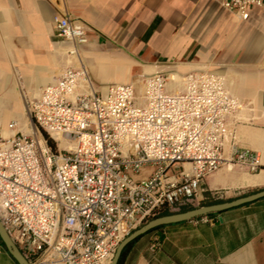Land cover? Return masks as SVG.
Wrapping results in <instances>:
<instances>
[{"label":"built area","instance_id":"obj_1","mask_svg":"<svg viewBox=\"0 0 264 264\" xmlns=\"http://www.w3.org/2000/svg\"><path fill=\"white\" fill-rule=\"evenodd\" d=\"M221 5L248 21L264 0ZM54 22L60 38L88 42L81 21L57 15ZM167 80L146 77L141 96L132 84L101 93L84 66L67 67L28 103L31 133L0 140V222L29 264H110L159 210L191 205L208 175L234 166L260 171L257 152L224 148L240 102L221 76L189 73L176 93ZM146 167L152 174L135 178ZM176 169L179 178L168 175ZM153 242L155 249L158 237Z\"/></svg>","mask_w":264,"mask_h":264},{"label":"crops","instance_id":"obj_2","mask_svg":"<svg viewBox=\"0 0 264 264\" xmlns=\"http://www.w3.org/2000/svg\"><path fill=\"white\" fill-rule=\"evenodd\" d=\"M221 1L0 0V140L31 133L28 103L67 67L84 66L98 92L132 84L138 96L148 76L167 75L166 90L176 93L186 75L208 71L240 102L227 119L225 150L235 144L257 152L262 167L256 173L224 167L208 175L191 206L263 191L264 8H252L242 21ZM57 15L81 21L88 42L60 38ZM152 171L146 167L139 178ZM180 171L168 175L179 178ZM208 215L140 236L121 264H264V198ZM154 237L159 246L152 249ZM0 264H19L1 237Z\"/></svg>","mask_w":264,"mask_h":264},{"label":"water","instance_id":"obj_3","mask_svg":"<svg viewBox=\"0 0 264 264\" xmlns=\"http://www.w3.org/2000/svg\"><path fill=\"white\" fill-rule=\"evenodd\" d=\"M262 198H264V190L261 192L246 196V197L239 198L232 202L202 206V207L188 210L185 212L174 213V214L161 216V217L152 219L148 221L147 223H145L144 225H142L137 230H135L132 234L126 237L119 244L110 264H118V261L121 257L122 252L129 244L134 242L140 236L147 234L156 228L166 226L169 224H173V223L183 222L186 220H191L196 217L205 216L211 213L222 212L230 208L238 207L244 204L257 201ZM0 237L3 240L4 244L6 245L7 249L9 250L10 254L15 258V260L19 264H29L27 260L24 258V256L21 254L17 246L13 243V241L8 236L1 222H0Z\"/></svg>","mask_w":264,"mask_h":264},{"label":"trees","instance_id":"obj_4","mask_svg":"<svg viewBox=\"0 0 264 264\" xmlns=\"http://www.w3.org/2000/svg\"><path fill=\"white\" fill-rule=\"evenodd\" d=\"M45 138L47 139L48 143H49V144L55 149V148H56V144H55V142H54L53 140H51V139L49 138V136H47V135L45 136ZM219 202H220L219 200H211L210 202H206V203H207V204H215V203H219ZM202 205H204V204H202ZM191 209H193V206H191V205L184 206V207H182L179 211H170L169 209L164 208V209L159 210V211L153 216L152 219H155V218H158V217H161V216H166V215H170V214L178 213V212H185V211H188V210H191ZM211 215H213V213L209 214L208 216H211ZM160 228H162V227L156 228V229L150 231L149 233H151V232H153V231H156V230H159ZM132 244H133V243L129 244V245L124 249V251L122 252L121 257H120V259H119V261H118V264H121V263H122V261H123V259H124V257H125V254L127 253V251L129 250V248H130V246H131Z\"/></svg>","mask_w":264,"mask_h":264},{"label":"rangeland","instance_id":"obj_5","mask_svg":"<svg viewBox=\"0 0 264 264\" xmlns=\"http://www.w3.org/2000/svg\"><path fill=\"white\" fill-rule=\"evenodd\" d=\"M45 136H46V135L44 134V137H45ZM49 138H50L51 140H53L51 137H49ZM53 141L55 142L56 147H57V143H56V141H55V140H53ZM144 170H145V169H143L142 172H141L139 175H141V174H142V175H143V174L145 175L146 172H144ZM176 171H179V169H176ZM152 172H153V171H152ZM176 173H177V172H173V174H175V175H176ZM139 175L135 176V178H139ZM150 175H151V173H150ZM196 207H199V206L196 205ZM152 218H153V216H152L151 218H149L147 221H145L142 225H144V224L147 223L148 221L152 220Z\"/></svg>","mask_w":264,"mask_h":264},{"label":"bare ground","instance_id":"obj_6","mask_svg":"<svg viewBox=\"0 0 264 264\" xmlns=\"http://www.w3.org/2000/svg\"><path fill=\"white\" fill-rule=\"evenodd\" d=\"M40 140H42V139L40 138Z\"/></svg>","mask_w":264,"mask_h":264}]
</instances>
